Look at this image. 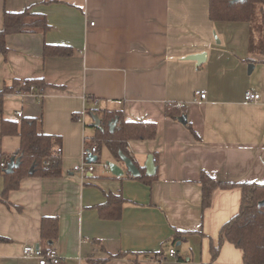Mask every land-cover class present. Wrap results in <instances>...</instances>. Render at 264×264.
Wrapping results in <instances>:
<instances>
[{
  "label": "crops",
  "instance_id": "crops-1",
  "mask_svg": "<svg viewBox=\"0 0 264 264\" xmlns=\"http://www.w3.org/2000/svg\"><path fill=\"white\" fill-rule=\"evenodd\" d=\"M28 7L44 14L50 29L7 36L0 92L29 79L45 88L41 98L4 95L0 155L13 156L22 121L37 118L43 133L58 137L62 175L25 177L4 198L0 175V264H38L23 256V246L43 245L45 217L58 218L51 248L61 264H244L243 251L229 242L215 260L211 254L240 209L242 190L218 188L203 209L199 181L206 173L221 182H264V55L249 46L231 49L229 31L237 24L211 21L209 0H0V29L5 11ZM45 44L73 52L45 56ZM201 53V64L188 58ZM249 89L260 94L257 102L245 101ZM171 103L185 108L194 132L165 115ZM89 109L156 123L154 140L129 141L140 167L150 154L157 161L150 186L118 162L120 177L106 169L74 171L96 133L88 130ZM120 193L122 217L101 218L107 195ZM176 232L195 233L176 239ZM121 252L128 255L111 258Z\"/></svg>",
  "mask_w": 264,
  "mask_h": 264
},
{
  "label": "trees",
  "instance_id": "trees-1",
  "mask_svg": "<svg viewBox=\"0 0 264 264\" xmlns=\"http://www.w3.org/2000/svg\"><path fill=\"white\" fill-rule=\"evenodd\" d=\"M209 18L213 22H247L250 28L249 49L251 52L264 55V0H209ZM50 29L47 17L44 14L32 11V7L25 8L20 12L5 11L3 15V26L0 29V55H6L9 51L6 38L10 34L23 33H46ZM73 52L72 47L66 45L45 44L44 55L68 56ZM29 84H34L37 89L43 90L45 84L42 80L29 79ZM17 81L11 88L0 92V116L3 114L4 95L13 92L19 85ZM92 116L101 120V126L96 128V133L91 145H96L98 153L105 145L114 159L124 164L119 153L130 158L141 172L136 180L150 186L157 178V173L147 176L145 168L140 167L129 146L131 140H154L157 136V125L150 121H127L121 111H105L100 109H89ZM165 115L178 119L185 115V108L177 103L168 104L165 107ZM76 118V117H75ZM116 121L113 131L109 124ZM187 127L194 132L192 126L187 122ZM21 145L18 151L11 157L5 159L8 164L12 157L20 158L19 167L10 174L1 167L3 156L0 155V175L4 177V189L2 197H7L9 192L17 190L23 178L36 177H60L62 175V160L58 154V137L43 133L42 120L37 118H26L22 121L20 129ZM157 166V161H155ZM33 167V173L30 172ZM202 187V207L207 209L212 202L213 193L216 189L240 188L242 200L239 211L226 222L220 230L217 245L211 246L212 260L219 255L220 249L225 242L232 243L243 251L244 264H264V182L230 183L221 182L202 173L200 177ZM0 201H2L0 199ZM126 199L122 193L118 195L108 194L105 204L98 208L99 215L104 219H120L123 214V205ZM59 233V222L57 217H45L41 222V249L47 250L52 247ZM195 232H176L175 237L180 238L182 234H193ZM202 234V233H201ZM0 239H2L0 237ZM128 255L121 252L112 255L111 258L124 257ZM109 260V259H107ZM98 264V262L96 263ZM139 264V263H136Z\"/></svg>",
  "mask_w": 264,
  "mask_h": 264
},
{
  "label": "built area",
  "instance_id": "built-area-1",
  "mask_svg": "<svg viewBox=\"0 0 264 264\" xmlns=\"http://www.w3.org/2000/svg\"><path fill=\"white\" fill-rule=\"evenodd\" d=\"M93 24V23H92ZM13 95L19 97L20 99H24L27 95H33L36 98H41L43 96L42 90L36 88L34 84H29L27 80H21L18 87L12 92ZM197 94L202 98H207V92L205 90L197 91ZM260 94L251 89L245 92V101L246 102H257L260 99ZM22 111L17 112L19 117L22 116ZM61 153V149H58V154ZM98 149L96 145L93 146H85L82 153V161L81 163L74 166V171L80 173L82 175H86L87 173H92L95 170L94 163H90L88 158L91 154L97 155ZM1 167L7 168L6 161L1 162ZM104 167L106 170H109L108 163H104ZM175 250H170V255L174 256ZM23 256L26 258H34L38 261V264H61L62 260L58 253V251L54 248H49L47 250L41 249L40 246L36 245H25L23 246Z\"/></svg>",
  "mask_w": 264,
  "mask_h": 264
},
{
  "label": "water",
  "instance_id": "water-1",
  "mask_svg": "<svg viewBox=\"0 0 264 264\" xmlns=\"http://www.w3.org/2000/svg\"><path fill=\"white\" fill-rule=\"evenodd\" d=\"M218 42H219V40H218ZM205 56H206V53H201V54H197V55H191L188 58L191 60H195L199 64H201V63L205 62ZM253 67H254V64L249 65V68H248L249 73L252 72ZM92 118L94 120L93 126L95 128L100 127L101 126V120L99 119V117L92 116ZM179 121L183 124H187V116L182 115L179 118ZM115 125H116V121H113L109 124L111 131L114 130ZM119 155H120L122 162L124 163V167L127 170V172L130 173L131 176L134 178L139 177L141 175L139 167L130 158L125 156L123 153H119ZM97 160H98V156L95 154H91L88 158V161L90 163L96 162ZM20 162H21L20 158L12 157L9 164H8L7 169L5 170V172L7 174L12 173L15 168L19 167ZM108 165H109V170H110L112 175L117 176V177L123 176V174H124L123 167H121L117 163H111V162H108ZM144 166L146 168V175L147 176H153L156 174L157 166L155 164V158L152 154L147 156V160L145 161ZM30 172L33 173V167L31 168ZM260 205H264V201L260 202Z\"/></svg>",
  "mask_w": 264,
  "mask_h": 264
},
{
  "label": "rangeland",
  "instance_id": "rangeland-1",
  "mask_svg": "<svg viewBox=\"0 0 264 264\" xmlns=\"http://www.w3.org/2000/svg\"><path fill=\"white\" fill-rule=\"evenodd\" d=\"M230 23V22H227ZM236 23L237 25H232L230 27V35L228 40V45L231 49H235L240 52H247L249 46V24L247 22H231ZM94 120L92 116L88 119V130L91 133L96 132V128L93 126ZM115 163L117 162L114 157L109 152L108 148L103 145L101 149L100 158L94 163V167L97 171L105 169L104 163Z\"/></svg>",
  "mask_w": 264,
  "mask_h": 264
}]
</instances>
